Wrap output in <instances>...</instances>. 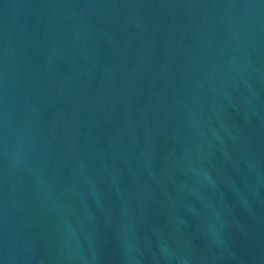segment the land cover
I'll list each match as a JSON object with an SVG mask.
<instances>
[{
  "label": "water",
  "instance_id": "95a60500",
  "mask_svg": "<svg viewBox=\"0 0 264 264\" xmlns=\"http://www.w3.org/2000/svg\"><path fill=\"white\" fill-rule=\"evenodd\" d=\"M264 208V0H84Z\"/></svg>",
  "mask_w": 264,
  "mask_h": 264
}]
</instances>
